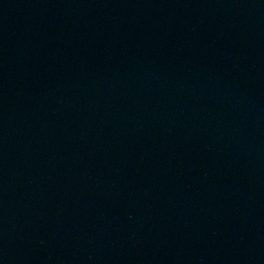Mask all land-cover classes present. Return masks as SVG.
<instances>
[{
    "label": "water",
    "instance_id": "95a60500",
    "mask_svg": "<svg viewBox=\"0 0 264 264\" xmlns=\"http://www.w3.org/2000/svg\"><path fill=\"white\" fill-rule=\"evenodd\" d=\"M0 264H264V0H0Z\"/></svg>",
    "mask_w": 264,
    "mask_h": 264
}]
</instances>
